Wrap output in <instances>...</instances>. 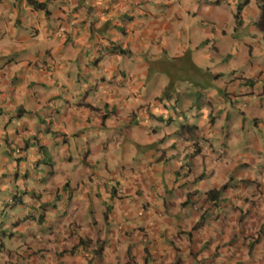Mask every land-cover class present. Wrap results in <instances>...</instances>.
<instances>
[{"label": "crops", "instance_id": "0c3cea01", "mask_svg": "<svg viewBox=\"0 0 264 264\" xmlns=\"http://www.w3.org/2000/svg\"><path fill=\"white\" fill-rule=\"evenodd\" d=\"M35 1L0 0V264H264V0ZM191 45L246 73L183 116L143 85Z\"/></svg>", "mask_w": 264, "mask_h": 264}, {"label": "rangeland", "instance_id": "374dc122", "mask_svg": "<svg viewBox=\"0 0 264 264\" xmlns=\"http://www.w3.org/2000/svg\"><path fill=\"white\" fill-rule=\"evenodd\" d=\"M231 24H233V21H229ZM190 49V50H189ZM222 51V47L219 48ZM229 53V51L225 50L223 53ZM185 56H181L177 60L171 62L170 58L167 56L164 59H159L160 63H158L159 66H156L155 60L150 62V66H148V74L146 76V81L143 86H145L143 90V94L147 95L148 97H152L154 95H157V97H162L166 105L168 106V110L170 112L174 111L176 108L173 106L174 103L178 105V107L186 108L183 109L184 111H181L183 116H189L194 115L197 111L190 112L188 110L187 102H193V97L195 96L196 90L195 87L197 85V90L199 94L204 95L205 91L207 89H212L211 81L214 80V73H218L217 81H215L214 87L215 91L219 92L223 95L222 86L223 85H230L232 81L235 82H241L243 83L244 79H240V74L238 73H246L245 66H239L235 65L231 60L230 61H223L218 60L216 58H213L212 61L206 62L204 60V51L197 47V46H190V48H186ZM162 60V62H161ZM171 62V63H170ZM194 64V66H193ZM237 64V63H236ZM232 72H236L234 75H232ZM235 79V80H234ZM177 80L178 85L172 87V81ZM168 81L166 84H162L163 82ZM228 96V95H227ZM223 98V96H221ZM243 99V100H242ZM227 102L224 104L226 111H228L233 118H235L236 113L241 114V112L244 115V125L242 131H246L247 127H252L253 121L249 120V116L251 115V111H258L259 109L255 106L254 101H248V105L246 107L241 106V103H245V99L238 97V98H230L229 100H226ZM231 101V102H230ZM230 102V103H229ZM193 109H196L195 103L193 106H190ZM233 107V108H231ZM210 110L204 109L202 112L207 114ZM171 115V114H169ZM48 120H50L48 118ZM230 122L232 125H234V121L231 118ZM127 124V123H124ZM225 121H223V126H216V128L219 131V135L215 132L210 133L209 139L213 140L214 138H217L220 136L221 138L224 137L226 128L224 127ZM191 127V126H189ZM180 127L177 128L179 131ZM238 131L239 130L238 128ZM174 132V131H173ZM141 133V132H139ZM256 133L261 134L264 136V129H260L259 132L256 130ZM142 134V133H141ZM205 133L204 135H206ZM240 138L242 139L240 143L242 145L245 144L244 138L245 135L240 134ZM122 142H126L127 140L123 138ZM128 144V143H127ZM126 148V147H125ZM217 150V149H216ZM115 153L118 154V158L121 154V149L117 150ZM41 176L47 175L45 171H41ZM40 173V172H39ZM67 176L71 178V181L69 185L71 187H75V183L77 182V178L72 177V174L75 173V170L72 168L67 170ZM223 187V185L221 186ZM250 204V203H248Z\"/></svg>", "mask_w": 264, "mask_h": 264}, {"label": "trees", "instance_id": "16d2710c", "mask_svg": "<svg viewBox=\"0 0 264 264\" xmlns=\"http://www.w3.org/2000/svg\"><path fill=\"white\" fill-rule=\"evenodd\" d=\"M26 2L28 4H30L31 7L36 8V9H42V8H44V5H45L44 2H37L35 0H26ZM222 188L223 187L220 186L219 189H217V190H214V189L208 190L206 192L207 197L210 198V199H214V197L217 195V193L219 192V190H221ZM212 193H215V194L212 195Z\"/></svg>", "mask_w": 264, "mask_h": 264}]
</instances>
